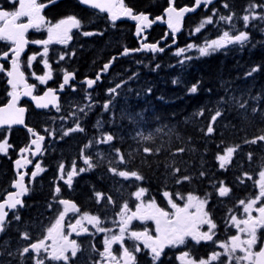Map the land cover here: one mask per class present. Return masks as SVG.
Here are the masks:
<instances>
[{"label":"trees","instance_id":"16d2710c","mask_svg":"<svg viewBox=\"0 0 264 264\" xmlns=\"http://www.w3.org/2000/svg\"><path fill=\"white\" fill-rule=\"evenodd\" d=\"M48 1L51 0H38L39 3ZM193 1L173 0L176 8L191 6ZM123 4L134 14H149L153 19L162 16L169 0H124ZM252 5L256 8L252 9ZM16 6L17 0L15 4L12 0H0V8L4 10L14 11ZM251 11L264 15V0H216L206 12L200 9L184 19L176 46H171V33L164 26L154 24L146 33V41L157 42L163 51L116 57L109 76L104 79L106 83L100 89L101 94L93 105L88 106L87 112H72L73 106H79L77 100L69 105L61 104V112L69 110L76 115L75 118H64L67 124L59 120L62 119L61 112L37 111L21 101L28 111L26 126L39 133L52 131L54 137L40 156L43 170L28 180L23 206L9 213L4 230L0 232V264H24L23 249L46 237L48 227L64 209L59 203L61 199L74 202L83 215L99 216L104 221L100 227L111 229V232H98L91 227L84 236H79L80 251L70 264L96 263L97 250L105 237L114 233L119 210L125 201L129 207L133 205L132 193L141 187L146 189V198H153L158 203L162 202L165 191L172 194L176 203L175 199H180L177 193L183 196L191 193L207 201L206 209L215 224L227 227L228 218L240 208L239 202L257 195V177L264 170V141L257 139L264 136V20H250L249 27L245 28L243 16L250 15ZM43 15L50 18L51 23L70 15L81 22V27L72 31L71 42L48 45V62L57 75L70 69L79 73L91 72L125 48H138L133 24L127 20L111 22L106 14L83 8L76 0H58L45 8ZM229 15L233 16L231 24L220 21V16ZM208 17H212L213 22L196 32ZM224 31H230L232 35L247 31L249 41L243 46L229 45L203 57L194 48L176 54L189 44L200 46L205 41L214 40ZM84 32L94 34L85 36ZM43 34V31L35 30L27 37L32 41L45 40ZM10 46L8 41L0 40V53L7 52ZM43 48L28 46L21 59L26 74L29 56L42 53ZM61 55L65 59L60 60ZM187 56L194 58L181 64ZM9 58L10 54L3 62L4 69L9 66ZM43 59L42 55H36L33 61L36 73L44 70ZM254 68L257 70L248 75ZM6 80L5 74L0 72V106L9 98ZM173 80L178 83L174 84ZM122 82L117 93H109V89ZM193 84H198L195 94L189 93ZM233 97L239 103L247 101L246 108L241 109L239 103H233ZM221 98L226 102H221ZM108 101L111 104L105 111L104 104ZM253 108L257 109L255 113ZM216 111H221L222 115L213 122ZM75 122L84 131L64 136L59 130L60 124L72 129ZM209 124H213V133H207ZM138 132L151 133L152 139L141 140ZM106 134H112L114 140L97 143ZM254 139L257 143H250ZM5 140L9 147L6 152H0V198L11 190L16 178L13 161L17 152L28 144L30 132L26 128L0 129V142ZM89 142L91 145L86 148ZM145 147L150 148L151 153H145ZM229 147L235 151L222 169L217 156L224 155ZM82 149L94 167L79 174L70 190L57 193V187H65L57 175L60 162L75 160L77 166L88 168L81 156ZM116 149L120 150L125 163L119 162ZM179 149L184 151L179 152ZM95 153L99 156L91 157ZM111 167H115L117 173L136 171L143 179L129 177L125 180L110 172ZM176 168L179 172L174 174ZM201 172L205 175L202 176ZM185 176L190 179L184 181ZM178 179L182 180L180 184L176 183ZM221 181L231 190L225 197H220L217 191ZM96 192L111 195L115 204H109L107 199L98 204ZM111 224L113 226L108 228ZM24 234L30 239H25ZM212 250L213 246H210L204 252ZM44 261L45 264H56L46 257ZM136 261L151 264L150 253L143 245ZM158 262L178 264L173 255L168 254Z\"/></svg>","mask_w":264,"mask_h":264},{"label":"snow or ice","instance_id":"6c2138e0","mask_svg":"<svg viewBox=\"0 0 264 264\" xmlns=\"http://www.w3.org/2000/svg\"><path fill=\"white\" fill-rule=\"evenodd\" d=\"M15 4L16 0H12ZM80 3L84 5H91L93 8L99 9L100 11L107 10L109 13V17L112 21H116L118 15L121 16H129L133 20L137 21V33L139 34L144 29L148 28L153 21L149 19V16L144 13L133 14V10L131 8L126 7L123 4V0H119L118 6L114 2V0H79ZM201 0H196L197 4H200ZM204 3L207 5L210 3V0H204ZM44 7L43 4L37 2V0H18V7L14 11H8L4 9H0V40L9 41L13 45L8 52L0 53V57L7 58L9 53H11V68L7 70L6 75L8 77L7 83L11 86V90L8 95L11 98L8 104L4 107H0V125H13V124H23V113L25 111L24 108L17 107V101L21 96H31L32 99L36 102V106L38 108H48L49 105L53 107H57L56 104L57 97L53 89L49 88L43 96H35L33 95V90L36 87L34 84H28L25 79V73L21 71L20 65V57L21 53L24 51V46L29 43L25 39V33L32 28L37 30L46 23L45 18L41 15V9ZM225 8L228 7L227 4L224 5ZM252 9L256 8V5L251 6ZM114 9H116L114 11ZM190 8H180L177 9L173 6L172 0H169V7L165 9V12L168 16V27L172 30L173 37H175L176 32L179 30V23L181 18L184 16L186 12L191 11ZM27 17V22L22 23L19 22L21 18ZM157 20L160 17L156 18ZM220 21H227L231 24L233 20V16H220ZM264 20V15H260L255 11H251L250 15L243 16V22L245 28L249 27L250 20ZM213 22L212 17L206 18L205 21L201 23V25L195 30L199 32L205 24H211ZM81 27V22L75 16H68L65 19H61L56 24L48 27V38L45 40H36L32 41V43L43 45V52L39 54H34L29 56L28 58V66L31 68L32 61L36 59V55H42L44 59L42 63L46 69L43 76H35V79L38 80L41 84L46 83L47 80L52 78V70L51 66L48 62V45L56 42L59 44H67L69 40L72 39L69 34L72 29H78ZM94 33L84 32L83 35L89 36ZM249 41V34L247 31H240L238 35L230 34V31H224L217 39L210 40L205 42L203 46H197L193 44H189L187 46L188 49L195 48L199 53L200 57L208 56L213 52L219 51L221 49L226 48L229 45L239 44L241 46L245 45ZM143 50H151V51H163V49L158 48L156 44H144L142 45ZM141 49L129 50L127 48L124 49L123 55L129 54L130 51H140ZM187 49H179L176 53L180 55L184 53ZM192 56H187L184 60H181V64L186 63L193 59ZM65 59L64 55L60 56V60ZM111 63V62H110ZM159 67V65L157 66ZM109 69V64H105L102 71H107ZM257 69H253L252 72L248 73V75H252ZM5 71L2 64H0V72ZM73 77V73L65 71L63 83L60 85L61 90H63L64 86L69 83V80ZM101 74L98 73L96 79H86V83L89 88H91L98 80H100ZM131 79V78H130ZM173 83H178L177 80H173ZM123 86V82L121 84H117L115 88L109 89V93H117V90ZM151 92V89L148 90ZM198 91V84H193L189 89V93L195 94ZM211 91V90H209ZM233 103H239L235 100V98H231ZM221 102H226L225 98H221ZM111 101L105 102L104 109L107 111L110 107ZM247 105V101L243 103H239V107L241 109H245ZM81 112H84V109H80ZM252 111L255 113L257 111L256 108H253ZM203 114V110L201 111V115ZM222 115L221 111H216L215 115L212 117V121H216L218 117ZM75 131H84L83 128L80 127L79 123H77L75 128L68 129L64 132V136H68L70 133ZM159 131V129H157ZM29 132H32V129H29ZM214 127L213 124H209L207 128V133H213ZM137 135L141 140L149 141L152 139V134L144 135L143 132H138ZM44 136H37L36 139L32 140L31 143L36 145V153L41 151L40 142L43 141ZM260 141H264V136L257 138ZM257 139L250 141V143H257ZM114 140V136L112 134H106L102 140L97 141V143H108ZM89 145L85 147H90ZM9 145L7 141L0 142V152H6ZM238 147V146H237ZM28 149H21V152H27ZM116 154L120 157V163H125L123 155L120 153L119 149H116ZM151 149L148 147L144 148L145 153H151ZM179 152H183L184 149H179ZM235 149L229 147L226 149L224 155H218L217 159L221 162L220 167L225 168L226 164H228L232 158V154ZM81 156L84 159V163L88 166V168H80L79 172H85L88 169L94 167V164L91 162L90 157L84 155V150H81ZM249 158H251V154H249ZM29 161H25L28 163ZM16 165L21 166V160H17ZM38 171H42L40 165H36ZM65 165H60L61 172L64 171ZM37 172H33L32 175L35 177ZM109 171L118 174L120 177H123L127 180L129 177H134L137 180H142L143 177L138 174L136 171H119L117 173V169L115 167L109 168ZM179 169H174V174L178 173ZM77 171L75 169V163L73 165V170L68 172V180L66 183L71 185L72 177L77 175ZM201 175H205V173L201 172ZM246 177L251 179L247 173L244 174ZM261 180L258 181L260 193L254 200H250L247 203L241 200L239 203L243 206L244 212L247 213L246 219H238L237 215H231V224L237 229V235L231 236L230 241L227 243H219V247L224 249V253H213L207 260L200 259L188 260L187 264H210V261H216L219 259L221 255H227L229 258V262L234 259L235 264H243L244 261H247L248 264H252L253 258H259L258 264H264V248L260 250L258 253H253L252 248L257 243V229L264 228V203L257 209H255L258 213V217H253L251 215L253 206L260 201L262 197H264V171L260 172ZM184 181L189 180L190 178L185 176L182 178ZM182 180H176L177 184H180ZM14 186L17 188L15 193H10L9 198L0 203V232L4 230L6 217L9 215V212L5 210H14L17 209V206H23L22 200L20 197L24 195L28 190L23 184V177L21 176L19 180L14 182ZM220 197H225L230 193V188L225 185L223 181L220 182V186L217 189ZM56 192H60V188H56ZM146 192V189L139 188L136 192L132 193V195L139 201L137 203L136 210L130 211L128 202L125 201L123 206L121 207L119 216V235H111L110 237L106 236L104 240V251L100 252L99 255L101 257H105L111 261H117V258L112 254V245L114 243H120L123 248L122 257L124 260V264H135L136 257L134 253H138L141 251L139 245L135 247L133 250H129L127 247L123 246V241L125 239L126 233L130 236V238L135 241H141L143 243V247L150 249L153 254V260L158 259L165 246H175L181 245L185 243L187 237H191L193 241L197 244L201 241H212L213 240V230L216 228L215 223L209 217L208 212L205 210L206 200H202L199 197L188 194L186 198V202L183 207L179 206L177 203L173 201L172 194L165 191L164 196L168 199V203L171 205V209L173 211H165L163 208H160L155 201H150L148 203L143 202V197ZM177 197L180 199H184V196L177 193ZM96 202L98 204L102 203L104 199H107L109 204H115L111 195L102 194L100 192L95 193ZM59 203L64 207V210L60 212L59 217L56 219L55 223L48 229V236L45 239L52 240V251L49 253L47 259L51 261L60 262L63 261V264H69L72 258H75L80 251V246L77 244L75 240H69L68 236L63 234L62 222L66 215L71 212L79 211L76 204L70 200L61 199ZM51 207V205H49ZM195 209V211H191ZM130 213V214H129ZM17 220L20 219L19 216L16 217ZM152 220L155 222V236H152L148 233L147 229L142 232L138 231H130L129 225L133 220ZM84 221L92 227L96 228L98 232H111V229H105L100 227L104 223V221L97 215H89L85 213L81 219L76 220V223L73 225H69L71 231H76L77 228L80 229L81 232L87 233L88 228L84 226ZM207 225L208 231L201 232L200 226ZM71 233H69L70 235ZM80 232H77L79 235ZM240 234H245L248 238L242 239ZM25 239H30L27 234H24ZM44 248L45 252H48V246L45 245V240H40L36 243H31L29 247H25L21 255L29 253L30 249L35 251L39 257L41 248ZM93 247H95L93 245ZM237 249L240 252H243V256H235ZM71 253L69 256L67 253ZM11 255V253H8ZM182 256L188 257L189 253H182ZM37 264H45V261L42 259H37ZM119 264V261H117Z\"/></svg>","mask_w":264,"mask_h":264},{"label":"flooded vegetation","instance_id":"af4514ba","mask_svg":"<svg viewBox=\"0 0 264 264\" xmlns=\"http://www.w3.org/2000/svg\"><path fill=\"white\" fill-rule=\"evenodd\" d=\"M37 2H38V0H37ZM40 4H43V3H40ZM44 9H43V11H44ZM43 11H42V13H43ZM25 20H26V18H24V20H20L19 22H22V21H25ZM119 20H117V21H119ZM121 20H124V19H121ZM45 21H46V23L44 25H42L38 31H43L44 32V34H43L44 35V39H47L48 37H47L46 31L44 29H45V27L51 26L54 23H51L50 18H47V17H45ZM35 30H37V29H33L31 31H35ZM73 30L70 31V33H69L70 35H71V33H72ZM29 33L27 34V36L29 35ZM28 40H29L28 46L29 45L30 46L36 45V46H39V47L40 46H43V45H39V44L32 43V40L29 39V38H28ZM71 41H72V39L69 40L68 43L71 42ZM61 45H65V44H61ZM9 54H10V58H11V53H9ZM71 54H73V52ZM117 56H115V57L113 56V61H114V59ZM10 58H9V60H10ZM7 59H8V57L6 58V60ZM5 61H2V65H3V62H5ZM104 65L105 64H102L100 67H98L96 70H94L95 72L94 71H91V72H82V73H79L77 70H71L70 69V70H63V72L60 75H57V73L54 70L51 69L52 70V78L50 80H47L46 83H43V84H41L38 80L35 79V76H33V73H35L37 76H43L44 73H45V71H46L44 65L42 66V67H44V70H42L40 73H36V71H35V69L33 67V62H32L31 68H29V66H28V69H29L28 74H26L24 71L23 72L25 73V76H26V79H27L28 83L29 84L36 85V87L34 88V92H33L36 95L42 94L46 89H49V88L55 90V92H56V90L59 89L60 88V85L62 84V77L64 76L65 71L73 73V78L70 80L69 85L68 86H64L62 92L59 94V105H58V108H61V104L64 103V102H65V104L69 105L74 100H77V101H79L78 102L79 106H73L72 107V109H73L72 112L79 113V112H81L80 111L81 108L84 109V112H87L88 111V108H89L88 106L89 105H93V103L97 100V97L99 96V94H101L100 93V89L103 88L104 87V84L106 83V81L104 79L109 76V74H110L109 73V70L113 66L112 65L105 72V71H102L103 68H104ZM51 68H52V66H51ZM8 69H9V66L5 70H8ZM3 73H4V71H3ZM98 73L101 74L100 80H98L91 88H89L88 85H87V83H86V79H93V80H95ZM22 100H24L25 102L29 103L33 107V105L30 102H28L27 100H25L24 98H21L20 99V105H21V101ZM22 106H24V105H22ZM33 109H35V108L33 107ZM26 111H27V108H26ZM37 111H43V110H37ZM44 111H47L48 113H50L52 111V112H55V114L56 113L59 114L61 112V109L57 110V108L56 109L49 108V109H46ZM59 115L62 118V119H59L61 121H65L66 119H64V118H67V117H71V118H75L76 117V115L75 114H72L69 110L68 111L65 110V111L61 112ZM26 116H27V113H26ZM63 123L64 124H67V121H65ZM63 123L59 125V130L61 131V133L64 134L65 131H67L68 129H71V128L66 127V126L63 127L62 126ZM75 127H76V122H75L73 128H75ZM37 133L39 135H44L45 136V142H44V146H43L42 152L36 158H34L31 153H29V155H28V158H29V160H30L31 163H30L29 167L25 168V172L27 174V176L25 178L26 187L28 185V180H31V179L34 178L33 175H32V173L38 171L36 165L39 164L40 165V168H41L40 156L44 153L45 148L52 144V139L54 137L52 131H49V130H47V133L46 134L45 133H39V132H37ZM33 138H34V136H32L30 134V140L33 139ZM30 140H29V142H30ZM26 146H24V147H26ZM18 152H17V157L16 158H18V156H19L18 155ZM98 156L99 155L96 154V153L91 155V157H98ZM117 157H118V160H120V157L118 155H117ZM74 163H75V169H76V171H77L78 174L72 177V183H71V185H69L68 183H66V181L68 180L67 173L73 170ZM61 164H64L65 165V168H64V171L63 172H61V170H60V165ZM13 168H14V165H13ZM80 168H82V167L77 166V163H76L75 160H72L70 162H60V164L58 166V170H57V175H58L59 181H61L65 185V187H62V188L59 187L60 188V192L66 190V189L67 190H70L72 188V186L74 185V180L76 179V177L79 174H81V172H79V169ZM21 172L22 171L19 170L18 173L15 172V175L17 176ZM40 172L41 171H38V173H40ZM15 180H16V178H15ZM11 191H12V188H11V190L9 192H11ZM9 192H7V193H9ZM145 195H146V193H145ZM4 196L2 198H0V201L4 198ZM256 196H258V195H256ZM256 196L253 197V198H250V199L246 200L245 203H247L250 200H254L256 198ZM186 198H187V195L184 196V199H175V200H177V202H178L177 204L179 206L183 207L184 203L186 202ZM149 200L150 201H155V203L160 208H163L165 211H169V212L173 211L171 209V205L168 203V199L165 196H164L163 199H161L162 200L161 203H158V201L155 200V199H153V198H150ZM262 203H264V197H262L260 201H257V203L253 206V210H252V213H251V215L253 217H258L259 216V213L255 209L259 208ZM64 207L65 206H63V208ZM77 208L79 210V207L78 206H77ZM205 210L207 211L206 204H205ZM191 211H195V209H192ZM82 215L83 214L79 213V211L71 212L68 215H66V216L69 217V219L66 218V220H67L66 223H68L70 221H75V220L79 219V217L82 216ZM232 215H237V218L246 219L248 214L244 212L243 206L240 205L239 210L237 212H235L234 214H232ZM209 217H210V215H209ZM7 218H8V216H7ZM7 218H6L5 222L7 221ZM56 219L53 221V223L56 221ZM71 225H73V224H71ZM215 225H216V228L213 230V233L214 234H213V240L212 241H201L200 243L197 244L195 241H193L191 239V237H187L184 244L175 245V246H165V248H164L161 256L158 259H156L155 261L153 260V254L151 253L150 249H148V251L150 253L151 264H158L159 263L158 261L163 256H166V254L173 255V257H174V259H176L177 263L178 264H181L180 257L182 256V253H189V256L188 257H185L186 260L194 259V260H197V261L200 260V259H206L207 260L213 253H217V252L224 253V249L221 248V247H219V243H221V242H223V243L229 242L231 236L237 235V229L231 224V216L228 218V225H227V227L229 228V230L227 229L226 226H220L218 224H215ZM91 227H89V228H91ZM49 228L50 227H48V229ZM134 228H136V229L138 228V230H135ZM48 229H47V231H48ZM145 229H147V231H148V233L150 235L155 236V234H156L155 233V222L141 223V222H137L136 221V223H134L133 225H131L130 231L142 232ZM204 229H208V226L206 224H205V226H203V229L202 230H204ZM222 230H223V232L220 233ZM224 230H226V231H224ZM68 231H69V233H71L69 235V237H68L69 240H75L76 242H77V238L79 236H84L86 234V233H83V232L79 231L78 228H77L76 231H71V229L69 228ZM77 232H80V234L77 235ZM240 235H241V238L242 239H247L248 238L245 234H240ZM219 237H220V239H218ZM215 238H216V241H214ZM42 240H45V238L42 239ZM263 241H264V228H258L257 229V243L252 248V252L253 253L260 252V250L262 249ZM36 242H38V241H36ZM36 242H33V243H36ZM102 243L103 244L101 245L100 249L97 250L98 253L96 255V261H95L96 263L95 264H117V261H119V264H124V260H123V257H122L123 248L121 247V244L120 243H114L112 245V254H113V256H115L117 258V261H111V260H109L107 258V255L105 257H101L99 255L100 252H103L104 251V241ZM45 245H46V242H45ZM137 245H139V247L141 249V245H143V243L141 241H135L134 239L130 238V236H128L127 238H125L124 241H123V246L124 247H127L129 250L135 249V247ZM47 246H48V252H45L44 251V248L42 247L41 250H40L39 257H38V255H37V253L35 251H32L30 249L29 253L24 254V264H37V259L38 258L44 260V258L46 257V259H47L49 253L52 251V247H51L52 246V243L47 244ZM210 246H213V250L210 251V252H207V253L204 252L207 249V247H210ZM139 253L140 252L134 253V255L136 257V260H137V255ZM67 254L68 255H71L70 252L67 253ZM243 255H244V253L243 252H240V250L237 249V251L235 253V256H243ZM30 259H31V262H30ZM254 259H255V257L253 258V262H254ZM136 260H135V264H138ZM52 262L54 263L55 261H52ZM253 262H252V264H253ZM55 263L56 264H63V261L55 262ZM210 264H230V262H229V258H228L227 255H221L218 260H216V261H210ZM231 264H235V260L234 259L231 261ZM243 264H248V262L247 261H244Z\"/></svg>","mask_w":264,"mask_h":264},{"label":"water","instance_id":"95a60500","mask_svg":"<svg viewBox=\"0 0 264 264\" xmlns=\"http://www.w3.org/2000/svg\"><path fill=\"white\" fill-rule=\"evenodd\" d=\"M56 1H58V0H51V1H48V2H46V3H43L44 7L41 9V15H42L43 17H44V15H43V13H42L43 9L46 8V7H48V6H50V5H52V4L55 3ZM76 1H77V2L80 4V6H82L83 8H87V9L93 10V11L98 12V13H104V14H106L107 17H108V19H109L111 22H116V21L119 20V19H124V20H128L129 23L133 24V25H134V37L138 39V48H136V49H141L140 51H130V52H129V54H133V53H142V52H146V53H148V52H151V53H156V52L161 53V52H162V51H155V52H154V51H151V50H143V49H142V45H144V44H149V45H151V44H156V45L158 46V43H157V42H156V43H149V42L146 41V38H147V37H146V33L150 30L151 26H153L154 24H160V25L164 26V27L166 28V30H167L168 32L171 33V37H172V40H173V43L171 44V46H176V37H177V36L181 33V31H182V25H183V21H184V19H185L188 15H192V14L197 13L200 9H202L203 12H206V11L210 8V6H212V5L215 3L216 0H210V3H208L207 5L204 3V0H201L200 4H197V3H196V0H194V1H193V4H192L191 6H182V7L177 8V9H180V8H185V7H187V8H190V9H192V10L189 11V12H186V13L184 14V16L181 18L180 23H179V26H178V27H179V30L176 32L175 37H173L172 30L168 27V23H167L168 16H167L165 10L163 11L162 16H157V17H160L159 20L156 19L157 17L151 19V18H150V15L147 14V15L149 16V19L152 20L153 23H152L148 28L144 29L142 32H140V33L138 34V33H137V21L133 20L131 17H129V16H121V15H118L117 20H116V21H112V20L110 19V17H109V13H108L107 10H105V11L102 12V11H100L99 9L93 8L91 5H84V4L80 3L79 0H76ZM123 1H124V0H123ZM114 2H115V3L117 4V6H118L119 0H114ZM172 4H173V6H174V2H173V0H172ZM17 7H18V0H17V6H16V8H17ZM168 7H169V6H168ZM168 7H167V8H168ZM174 7H175V6H174ZM16 8H15V10H16ZM167 8H166V9H167ZM175 8H176V7H175ZM115 10H116V9H114V11H115ZM133 14H134V13H133ZM136 14H140V13H136ZM23 18H26V20H25V21H22V23H26V22H27V17H23ZM44 18H45V17H44ZM33 29H35V28L29 29V30L25 33V39H26L27 41H29L28 38H27V34H28L31 30H33ZM72 30H73V29H72ZM163 41H164V39H161V42H163ZM8 42H9V41H8ZM9 43L11 44V42H9ZM28 44H29V43H27V44L24 46V51L21 53V57H20V65H21V58H22V56L27 52ZM11 45H12V44H11ZM12 46H13V45H12ZM12 46H11V47H12ZM11 47H10V48H11ZM158 48H160V47L158 46ZM136 49H129V50H136ZM160 49H163V48H160ZM8 51H9V50H8ZM8 51H7V52H8ZM123 52H124V50H123V51H122L117 57H125V56L129 55V54H127V55H123ZM11 55H12V54H11ZM5 60H6L5 58L0 57V64H2V61H5ZM10 60H11V58H10ZM10 60H9V69H8V70H10V68H11ZM110 62H111V63H110ZM106 64H109V68H110V67L113 65V57H112V58L110 59V61H109L108 63H106ZM21 71H22V69H21ZM6 72H7V70L4 71V74H5V76H6V79L8 80V77H7V75H6ZM72 78H73V77H72ZM72 78H71V79H72ZM25 79H26V76H25ZM63 79H64V76L62 77V83H63ZM71 79H70V80H71ZM70 80H69V82H70ZM26 82L28 83L27 79H26ZM28 84H29V83H28ZM6 85H7L8 89H9V91H10V90H11V86L7 83V81H6ZM68 85H69V83H68L67 85H65V86H68ZM47 90H48V89H46L42 94L36 95V94L33 93V95H35V96H43L44 93H45ZM9 91H8V93H9ZM33 92H34V90H33ZM54 92H55V90H54ZM61 92H62L61 88L57 89L56 92H55V95H56V97H57V100H56V104H57V105H59V94H60ZM8 96H9V95H8ZM21 98H24L25 100H27L28 102H30L36 110H46V109H49V108H52V109H56V108H57V107H53L52 105H49L48 108H38V107L36 106V102L32 99L31 96H21L20 99H21ZM10 99H11V98L9 97L8 100H7V102H6L5 104L1 105L0 107H4V106H6V105L8 104V102H9ZM20 99L17 101V107H20V108H24V109H25V111H24V113H23V121H24V123H23V124H13V125H11V126H9V125H0V129H10V128H26L27 130L30 129V128L26 127V125H25V123H26V113H27V111H26V108H25L24 106L20 105ZM30 134H31L32 136H34V138L30 140V142L28 143V145H27L26 147L21 148V149H28V151L22 153V152H21V149H20L19 152H18V155H19L18 158H16L15 161L13 162V165H14V171H15L16 173H18V171L21 170L22 172L19 173V174L16 176V180L13 181V183H12V185H11L12 191L9 192V193H7V194L4 196V198L0 201V203H2L4 200L8 199L10 193H15V192L17 191V188L14 186V182L17 181V180H19L21 176L23 177V184H24V186L26 187L25 178H26L27 174H26V172H25V168L29 167V165H30V163H31L30 160H29V158H28V155H29V153H31V154L33 155V153L36 152V145L32 144L31 141L34 140V139H36L37 136H44V135H39L36 131H32ZM44 138H45V136H44ZM44 142H45V139H44L43 141L40 142V144H41V151L38 152V153H36L35 155H33L34 158H36V157L42 152V150H43V146H44ZM32 147H33V148H32ZM18 159L21 160V166H19V167H18V166L16 165V163H15ZM25 161H29V162H28V163H25ZM26 188H27V187H26ZM26 194H27V192H26L24 195H22V196L20 197V199L22 200V204H23V197H24ZM17 207H21V206H17ZM5 210L8 211V212H12V211H13V210H9V209H7V207L5 208ZM14 210H15V209H14ZM6 218H7V217H6ZM262 248H264V241H263ZM258 260H259V258H256V257H255L253 264H258Z\"/></svg>","mask_w":264,"mask_h":264},{"label":"rangeland","instance_id":"374dc122","mask_svg":"<svg viewBox=\"0 0 264 264\" xmlns=\"http://www.w3.org/2000/svg\"><path fill=\"white\" fill-rule=\"evenodd\" d=\"M206 19H204L203 21H205ZM57 22H55L54 24H56ZM54 24H52V25H54ZM44 25V24H43ZM48 27L49 26H47V27H45V31H46V35H47V37H48V31H47V29H48ZM223 33V32H222ZM221 33V34H222ZM217 39V38H216ZM208 41H210V40H208ZM205 42H207V41H205ZM205 42L202 44V45H200V46H203L204 44H205ZM53 43H56V42H53ZM183 49H188V48H183ZM195 49V48H194ZM22 59V58H21ZM33 62V61H32ZM21 69H22V71L24 70V66H23V63L21 62ZM26 124V123H25ZM264 171V170H263ZM261 180V176H260V174L258 175V177H257V188H258V193H257V195H259V193H260V188H259V184H258V181H260ZM143 199V202L146 204V203H148V202H150V200L148 199V198H146V195L144 194V197L142 198ZM141 201H139V200H137L135 197H134V202H133V205L131 206V207H129V209H130V211H135L136 210V205H137V203H140ZM176 203V202H175ZM121 210V209H120ZM120 210H119V212L118 213H120ZM130 214V213H129ZM83 216V215H82ZM82 216H80L79 217V219H81V217ZM116 217H118V215L116 216ZM66 218L67 219H69V217L68 216H65V218H64V221L62 222V229H63V234L64 235H66V236H68L69 237V225H71V224H75L76 223V220L75 221H70V222H68V223H66ZM238 219H241V218H238ZM78 220V219H77ZM136 221L137 222H141V223H149V222H154V221H152V220H140V219H135V220H133L132 221V223L128 226L129 227V230H130V228H131V225H133L134 223H136ZM134 222V223H133ZM55 223V222H54ZM53 223V224H54ZM52 224V225H53ZM116 226H115V229H114V233L113 234H115V235H119V218L117 219L116 218V220H115V223H114ZM84 226L85 227H87L88 228V230H90V228L89 227H91V225H89V224H87V222L86 221H84ZM113 226V224H111V225H108V228H111ZM203 226H205V225H201L200 226V231L201 232H206V231H208V229H204V230H202L203 229ZM52 227V226H51ZM96 229V228H95ZM78 230L80 231V229L78 228ZM66 231V232H65ZM76 233V232H75ZM112 234V235H113ZM46 236H48V231L46 232ZM129 235L126 233V235H125V238H127ZM45 242H46V245L47 244H49V243H53L52 242V240L51 239H45ZM180 262H181V264H187V262H188V260H186L185 259V257L184 256H181L180 257Z\"/></svg>","mask_w":264,"mask_h":264},{"label":"bare ground","instance_id":"6f19581e","mask_svg":"<svg viewBox=\"0 0 264 264\" xmlns=\"http://www.w3.org/2000/svg\"><path fill=\"white\" fill-rule=\"evenodd\" d=\"M215 4V3H214ZM0 9H2V8H0ZM109 20V19H108ZM121 20V19H120ZM27 127V126H26ZM29 128V127H28Z\"/></svg>","mask_w":264,"mask_h":264}]
</instances>
